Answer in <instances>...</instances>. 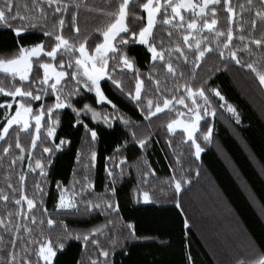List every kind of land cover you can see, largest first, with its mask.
Returning <instances> with one entry per match:
<instances>
[{
	"label": "trees",
	"instance_id": "obj_1",
	"mask_svg": "<svg viewBox=\"0 0 264 264\" xmlns=\"http://www.w3.org/2000/svg\"><path fill=\"white\" fill-rule=\"evenodd\" d=\"M62 2L69 3L70 0ZM77 2L83 3V7L78 11L79 37L68 29L62 30L61 34L77 46L80 42H85V37L89 40L97 37L95 43L102 42V36L97 30H103L111 22L112 17L109 14L118 12L122 0ZM145 2L147 0H130L127 9L130 16L137 18L129 25L137 33L139 28L147 23V13L142 8ZM16 3L22 14L28 15L32 10V0H16ZM230 3L237 5L231 24L228 22L226 12L221 6H217L214 18L218 23L215 31L226 34L228 28L232 27V47L241 49L238 52L240 64H236L235 61L222 62L214 52L206 54L201 66L197 68L193 53L182 41L183 35L187 33L176 31L170 25H163L162 15L157 16L158 22L154 26L151 41L157 45L158 51H164L165 61H153L151 53L143 45L132 44L124 50L129 57L134 58L136 68L142 73L141 79L144 81L142 98L145 103L147 99L155 102L157 98V85L154 81H159L160 94L168 95L169 98L173 94L177 99L180 95H186L182 87L179 92L175 90L193 78L194 83L191 86L194 89L206 85L207 89L220 91L224 101L209 95L211 104L209 111L215 109L216 114L215 117H206L213 127V133L210 143L198 139L203 149L199 160L193 155L194 149L190 141L185 142L186 137L182 130L171 134L167 132V123L177 119L176 112L180 111L179 108H175L171 113L166 110L165 113L152 118L149 123L143 119L135 103L116 91L107 80L101 82L104 93L119 109L117 115L122 113L130 121L129 126L126 127L119 120H115L112 127H108L102 121L93 120L91 113L88 115L82 113L80 119L83 124L97 131V140L92 143L90 135L85 133V128L76 123L75 114L71 109L65 108L58 114L59 125L54 137L45 139L46 118L42 120V129L35 148L31 147L32 137L36 135L35 125L30 127V131L14 125L5 140H0V157H3L0 160V191L10 196L8 201L0 200V218H5L6 214L11 212L13 223L19 222L21 225L25 223L24 219L22 217L18 219L14 214L18 211H27V205L24 203L22 206H15L13 203L19 198V175L26 174L25 194L29 198H35L38 204L40 197L36 194L35 185L42 179L39 169L35 173L27 171L29 167L27 151L32 152L31 163L34 166L37 159L46 163L44 157L48 154L43 153L44 147L59 143L60 139L70 142L51 156L52 164L46 167L47 181L42 184L46 193L43 196L44 207L56 223L49 227L46 223L48 217L43 216L38 207L30 214L36 217L35 226H32L30 218L28 221V226L33 227V235L29 236L21 228L19 235L23 237V241L15 247L16 252L22 254L23 249L28 246L26 243L28 240L51 239L54 245L60 243L64 245L62 250L57 251L54 264H91L94 260L98 261V264H104L105 258L99 255L101 250L109 251L108 264H237L238 261L255 264L264 256V87L259 84L256 74L245 66L253 63L260 70H264V67H261L264 65V48L249 44L251 51H243L244 44L249 40H264V23L257 19L255 30L252 29L251 22L256 19L255 13L261 7L258 0H252L253 7L250 11L247 8V0H230ZM239 4L245 5L244 11H241ZM25 7L28 11H25ZM207 11L210 13V9ZM183 15L187 21L192 18L191 12H185ZM212 18L209 14V22ZM58 19V15L53 17L49 11L47 20L42 22L45 24L43 30L55 34L57 29L54 25ZM198 22V25L202 26V21L198 19ZM15 26L18 24L13 25ZM193 35L198 38L206 35L209 40L212 39V34L208 30L200 34L193 32ZM241 36L245 38L244 41L240 40ZM220 39L222 44L225 37ZM41 41L48 46L46 50H50L56 43L54 35L51 38L45 37L43 31L36 28L29 29L23 34L18 44L12 28L0 24V58H10L20 45L28 46ZM85 43L87 47V42ZM177 45L184 50L187 61L174 51ZM94 47L93 43L92 49ZM212 47H215V44ZM170 49L171 56L168 55ZM225 54L227 55V50ZM168 61L173 64L174 75L167 72ZM44 62L58 63V60L51 61L50 58H45ZM149 74L152 76L151 81L148 79ZM115 78L121 81L126 92L134 94V75H120L117 69ZM16 86L26 87V83L21 84L18 78L13 80L10 76L0 73V87L10 91ZM64 87L66 92L71 90L70 84H65ZM5 100L12 102L11 97L0 93V103ZM71 100L77 109L87 103L97 112H112L110 105L102 106L96 103L94 93L82 92L80 96H73ZM197 101L202 103L198 97ZM45 102L53 103L54 97L45 98ZM185 102L191 105L190 100L186 99ZM225 102L236 109L240 118L239 124L226 107H220V104ZM40 103L36 101L33 108H39ZM14 109V103L12 109H0V129L6 122L5 111L10 114ZM56 118V115H53L52 119ZM206 131L207 126L201 121L197 135L200 136ZM132 133H135L137 139L150 137V143L141 150L134 142ZM17 138L26 150L23 153L24 160L17 161L12 169L6 171L9 162L21 155L20 150L15 148ZM9 144L12 145V149L5 156L2 149ZM117 146H121L118 154L115 153ZM92 151L97 153L95 165L93 167L89 164L85 168L84 165L88 163ZM78 152L81 154L79 162ZM114 155L117 162L126 157L122 170H115L116 195L111 197L114 202L119 203V213L96 210L86 214L83 201L103 203L109 194L112 182L107 178L105 167L107 165L108 168H112L113 163L106 160V157ZM177 159L181 162L179 165L176 164ZM181 166L184 172H191L189 177L191 184L185 185L177 197L172 178L173 176L176 179L182 178ZM197 170L199 177L196 176ZM146 172L149 175L145 178ZM84 177H87L86 188ZM57 181L68 189H72L75 181H80L75 185L76 192L80 194L77 196L80 213L73 215L56 210ZM8 183L18 190L17 195H11ZM93 184L94 188L91 187ZM82 188L84 190L81 192ZM143 191L149 192L153 202L137 203L138 199L142 200L140 194ZM67 194L71 195V192ZM177 199L183 207V214L175 206ZM185 216L189 221L188 228L183 226ZM42 220L44 223L41 224ZM130 222L134 223V237L129 235L127 228ZM63 225L71 232V238L66 235ZM93 229H102L95 236L97 245L91 243V236L88 242L82 239L83 235L90 234ZM77 234L81 239L75 238ZM0 236H3L5 242L10 239L2 227ZM35 247L38 249V244ZM0 249H4L0 252V261L6 264L7 252L13 248L0 244ZM29 252H33V248L29 247ZM31 260L33 264H37L35 254L31 256ZM39 264L43 262L39 261Z\"/></svg>",
	"mask_w": 264,
	"mask_h": 264
},
{
	"label": "snow or ice",
	"instance_id": "obj_2",
	"mask_svg": "<svg viewBox=\"0 0 264 264\" xmlns=\"http://www.w3.org/2000/svg\"><path fill=\"white\" fill-rule=\"evenodd\" d=\"M261 7L256 11V19L251 22L252 29L255 30L257 19L264 23V0H258ZM130 0H122L120 3L118 12L110 13L112 17L111 22L108 23L103 30H97L102 36V42L95 43L97 37H93L89 40L85 37V42H87V47L85 42H80L78 46L65 38L61 34L62 30L68 29L78 38L80 35V29L77 27L78 23V11L83 7L82 2H77V0H70L69 3H63L62 0H32V10L28 15L22 14L19 5L16 0H0V24L5 27L12 28L15 34L17 43L19 44L20 39L23 34L27 33L29 29L40 28L43 31L45 37H53L55 39V45L50 47V50H46L47 45L43 41L39 43H34L28 46L20 45L16 52L10 58H0V73L10 76L13 80L18 78L21 84L26 83V87H14V90L5 91L3 87H0V93L6 97H11L12 102L5 100L0 103V109H12L13 102L15 103V112L9 114L8 111L4 113V119L2 129H0V140H5L6 136L9 134V130L13 128L14 125L22 126L23 130L30 131V122H35L36 135L32 137L31 147L35 148L37 146V140L42 129V120L46 118V137L45 139L52 138L56 135V128L59 125V112L62 109L68 108L75 114L76 123L81 124L85 128L86 135H90L92 143L97 140V131L95 128H89L87 124H83L80 119L81 114L88 115L91 113L92 119L97 121H102L108 127H112V122L119 120L126 127L129 126L130 121L125 118L121 113L117 115L119 109L112 103L111 100L105 95L102 89V81H110L111 85L118 91L121 95L126 96L130 101L134 102L137 109H139L143 115V119L151 122V119L157 117L158 114L165 113L168 110L171 113L175 109V105H182L187 109V120H182L180 117L185 116L184 112L177 111V119H173L167 123V132L174 133L177 129H182L183 134L186 137L185 142L191 143V147L194 149L193 155L197 160H199L201 152L203 151L198 139H202L205 143H210L213 133V127L208 123L206 117H215V109L211 108L209 102V95H214L218 97L220 101H224V97L221 96L220 91L217 89H207L206 85L198 88H193L191 86L194 83V78L191 81L185 82L176 88V92L182 87L186 95L177 96L173 94L171 98L168 95L160 94L159 81H154L157 85V98L155 102L152 99H147L146 103L142 98V88L144 81L141 79L142 73L135 66V60L129 57L124 51L132 44H139L146 46L147 51L151 53V58L153 61H165L164 51H158L157 45L152 43L151 39L153 37V28L157 24V16L162 15L164 18L162 20L163 25H170L174 30L185 32L187 34L183 35V44L191 51L194 55V64L197 68L201 66V61L206 58V54H212L216 52L222 62L227 63L228 61H235L236 64H240L238 58V52L241 49H235L232 47L233 42V29L229 27L226 34L220 31H215V26L218 21L216 18L217 6H221L223 11L226 12L228 16V22L231 24L234 15V10L237 5L230 3V0H199V2H194V0H147V2L142 4L143 10L147 13V23L145 26L140 27L139 31L134 30L133 27L129 25L133 21L137 20L135 16H130L128 9ZM46 6V7H45ZM241 11L245 10L244 4L238 5ZM253 7L252 0H247V8L250 11ZM75 9V10H72ZM210 9V13L209 10ZM25 11H28L25 7ZM51 12L53 17L59 16L58 21L54 27L57 32L54 34L49 31H44L45 22L47 20L48 12ZM183 12H191L192 18L187 21L182 15ZM209 14L213 17L209 22ZM67 17V19H66ZM198 19L202 21V26L198 25ZM127 21V22H126ZM14 24L18 26L13 27ZM208 30L212 34V39L209 40L208 36L193 35L195 33H204ZM171 32L169 36H171ZM221 37H225L223 43L221 44ZM244 37L241 36L240 40L244 41ZM95 44L94 49H92V44ZM215 44V47L212 45ZM249 44L255 45L257 48H264V40L253 39L249 40L244 44L243 51H251ZM163 46L161 45V48ZM90 49H92L90 51ZM227 50V55L225 54ZM175 52L179 53L180 57H183L187 61V55L184 50L177 45L174 49ZM43 54V55H42ZM168 55H172V50H168ZM45 58H50L53 62H44ZM67 58V62H66ZM35 61V63H34ZM253 73L256 74V78L259 84L264 87V70L254 66L253 63H248L245 65ZM167 72L170 74H175L173 64L168 61L166 63ZM261 67H264L262 65ZM117 69H119L120 75L132 74L135 78V91L126 92L122 83L119 79H116ZM42 70V75H41ZM182 75V74H181ZM67 78V79H66ZM148 79L151 81L152 76L149 74ZM63 82V83H62ZM65 84L71 85L70 91H65ZM82 92L94 93L95 101L100 105H110L112 108L111 113H101L97 112L92 108L91 105L85 103L82 108L77 109L73 106L71 98L73 96H80ZM206 92L208 95H206ZM54 97L53 103H46L45 98L51 99ZM197 97L202 103H198ZM190 100L191 105L187 104L185 101ZM36 101H40L39 108L34 109L33 104ZM175 102V103H174ZM221 108H227V111L231 113L232 118L235 119L237 124L240 123L239 114L236 109L231 105H226L225 103L220 104ZM203 112V114H202ZM53 115H56V119L53 120ZM201 121L207 126V131L202 135L198 136L199 126ZM134 142L139 146L141 150L147 147L150 143V137H145L143 139H137L135 133H132ZM70 143L64 139H60L59 143H54L50 147H44L43 153L48 154L44 157L46 163H42L40 159L35 160L34 166L32 161V152L27 151V156L29 160L28 172L35 173L39 169V175L42 178L37 181L35 188L36 194L40 197L39 204L35 198H29L24 191V186L26 182V174L19 175V198L13 201L15 206H22L24 203L27 205V211H18L14 215L19 219L23 218L25 223L21 225L19 222L13 223L11 217L13 213L9 212L6 214L5 218H0V227L4 229V232L9 234L10 239L5 242L3 236H0V244H5V246H11L12 251L7 252V262L6 264H33L31 256L35 254L37 256V264L42 261L43 264H54V258L57 255L58 250H62L64 245L60 243L54 245L51 239L48 240H28L27 247L23 249L22 254L15 251V247L19 242L23 241V237L19 235L21 228L23 232L29 236L33 235V227L36 224V217L30 214L35 212L39 207L41 214L47 218V225L52 227L55 225V221L51 218V214L48 212L47 208L44 207L43 196L46 194L42 188V184L46 183L48 173L46 167L51 166L52 159L51 156L54 152L61 150L63 145ZM127 143V142H125ZM169 147H171V141L168 142ZM15 148L20 150L21 155L14 157L8 165L10 170L14 167L17 161H23L25 149L21 146L19 139H16ZM12 145L4 147L2 153L6 156L10 153ZM121 151V146H117L115 153ZM97 153L95 151L91 152V156L87 164L84 165L85 168L89 166L94 167L96 162ZM3 157H0L2 160ZM81 160V154L77 153V162ZM106 160H111L113 163L112 168L105 167L107 173V178L112 182L109 188V194L103 203H93L92 201H83V208L86 214H90L93 211L101 210L104 213H119V203L114 202L111 197L116 195L115 187V170L121 169L126 163V157H122L119 162L116 161L115 155L112 157H106ZM180 160H176V164H180ZM154 174V172L152 173ZM145 178L149 173H145ZM181 179H176L173 176L174 191L177 195L181 194L185 185H190L191 180L189 179L191 172H184L183 167L180 168ZM196 176L199 177V170L196 171ZM84 187H87V177H84ZM146 182V181H145ZM80 181H75L72 189L64 187L60 181L56 182L57 187V203L55 205L58 212H65L68 214H78L80 213V207L78 206L77 196L80 195L75 190V185L79 184ZM8 189L11 190V195H17V189L11 184H7ZM94 188V184L91 185ZM107 187V186H106ZM84 189H81V192ZM71 192V195L67 193ZM142 200L138 199L137 203H151L153 202L148 191H143L141 194ZM10 196L8 193L0 191V200L8 201ZM175 206L181 210L183 214V207L179 201L176 200ZM29 218L31 219V224L33 227L28 226ZM44 223V221H40ZM184 228L189 227V221L185 216L183 220ZM64 231L68 238H71V232L67 229L66 225H63ZM127 228L129 229V235L135 236L134 223H128ZM13 229L15 231L13 232ZM102 229H93L90 234L83 235L82 239L88 242L91 236V243L97 245L95 236L97 233L101 232ZM42 236V233L40 234ZM76 239H81L79 234L76 235ZM38 244V249L35 247ZM29 247L33 248V252H29ZM115 249L113 248V251ZM4 249H0L3 252ZM100 256L105 258L104 264H108V257L110 255L109 251L101 250ZM189 260L191 257L189 256ZM0 264H4L0 261ZM91 264H98V261H92ZM237 264H244L242 261H238ZM255 264H264V256L260 257Z\"/></svg>",
	"mask_w": 264,
	"mask_h": 264
},
{
	"label": "rangeland",
	"instance_id": "obj_3",
	"mask_svg": "<svg viewBox=\"0 0 264 264\" xmlns=\"http://www.w3.org/2000/svg\"><path fill=\"white\" fill-rule=\"evenodd\" d=\"M194 2H199V0H194ZM207 11V10H206ZM183 13H185V12H183L182 11V15H183ZM199 23V22H198ZM154 29V28H153ZM151 39V38H150ZM103 89V88H102ZM14 103V102H13ZM175 103V102H174ZM15 104V103H14ZM175 108H179V110H180V112H184L186 115L185 116H182V117H180V119H182V120H187L188 119V115H187V109L186 108H184L182 105H175ZM15 112V109H14V111H12L10 114H12V113H14ZM203 114V113H202ZM32 125H35V122L34 121H31L30 122V127L32 126ZM177 130H182V129H177ZM176 130V131H177ZM202 153V152H201ZM55 259V258H54Z\"/></svg>",
	"mask_w": 264,
	"mask_h": 264
}]
</instances>
